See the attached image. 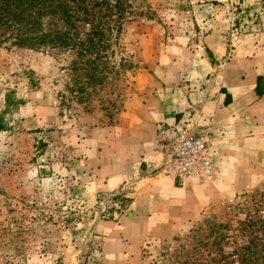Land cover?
Returning <instances> with one entry per match:
<instances>
[{"label":"rangeland","instance_id":"obj_1","mask_svg":"<svg viewBox=\"0 0 264 264\" xmlns=\"http://www.w3.org/2000/svg\"><path fill=\"white\" fill-rule=\"evenodd\" d=\"M99 1L95 48L18 46L0 29V264H227L239 221L264 213V0ZM42 26L66 28L59 13ZM172 88L220 105L175 121L209 139L203 182L157 174L166 121L152 132L125 114Z\"/></svg>","mask_w":264,"mask_h":264},{"label":"trees","instance_id":"obj_2","mask_svg":"<svg viewBox=\"0 0 264 264\" xmlns=\"http://www.w3.org/2000/svg\"><path fill=\"white\" fill-rule=\"evenodd\" d=\"M69 1H73L75 5H70ZM104 2L99 0H0V29L10 30L14 39L13 44L18 46L58 44L61 47H67L80 44L84 50L88 45L89 49L95 48L106 34L100 27L101 24L94 22L95 12L90 11ZM113 2V4L107 3V11L121 10V0H113ZM58 13L66 24L64 31H44L43 17ZM98 15L101 18L102 15L99 12ZM103 15L106 16V13ZM87 20H90L88 22L90 29H87L84 34V41L76 43L81 33L79 34L75 23ZM88 62L95 63L90 59ZM262 79V75L256 77L255 90L258 96L264 94V89L261 87ZM239 226L243 241L234 245L228 254L227 264H264V213L256 217L247 214L242 222L239 221ZM218 228L222 229L225 226L219 224ZM219 235L220 239L224 236L220 232Z\"/></svg>","mask_w":264,"mask_h":264},{"label":"built area","instance_id":"obj_3","mask_svg":"<svg viewBox=\"0 0 264 264\" xmlns=\"http://www.w3.org/2000/svg\"><path fill=\"white\" fill-rule=\"evenodd\" d=\"M153 150L161 156L154 169L159 175L203 182L214 173V156L207 136L181 129L176 122L156 126Z\"/></svg>","mask_w":264,"mask_h":264},{"label":"crops","instance_id":"obj_4","mask_svg":"<svg viewBox=\"0 0 264 264\" xmlns=\"http://www.w3.org/2000/svg\"><path fill=\"white\" fill-rule=\"evenodd\" d=\"M162 92L168 95L169 101L167 103H162L160 97L156 96L158 94V92H156L151 97L149 96L145 102L140 101L137 105L134 104L135 106L130 105V107H128V110H126L125 112L126 116H131L134 119L135 124H150V131L152 130L153 132L154 125L158 121L173 123L181 116L187 118V116L191 115L192 112L194 113L193 119H195L196 117L197 121H202L203 119H206L207 122L213 121L216 117L217 110L220 109V105H217L216 102L214 106L213 104L208 105V102L197 103L194 97L195 94L184 93L183 98L180 97L182 95L178 93L179 90L173 91V88L170 89V91L164 89ZM206 104L208 106H206ZM199 106H206L205 110L207 111H205L204 108H198ZM222 106L224 107L223 109L227 110V108L225 107L227 105L222 104ZM203 113H205V115H203ZM141 147L142 146H139L138 148L140 154L142 151L140 149ZM161 183H166L169 186H173L174 180L171 178H164L163 180H161Z\"/></svg>","mask_w":264,"mask_h":264}]
</instances>
